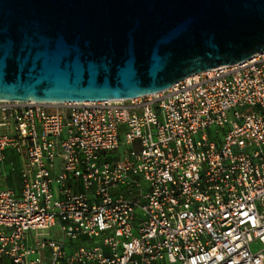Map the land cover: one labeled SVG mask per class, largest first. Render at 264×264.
<instances>
[{
	"label": "built area",
	"instance_id": "2783aa9c",
	"mask_svg": "<svg viewBox=\"0 0 264 264\" xmlns=\"http://www.w3.org/2000/svg\"><path fill=\"white\" fill-rule=\"evenodd\" d=\"M55 106L0 101V264H264V53Z\"/></svg>",
	"mask_w": 264,
	"mask_h": 264
},
{
	"label": "water",
	"instance_id": "95a60500",
	"mask_svg": "<svg viewBox=\"0 0 264 264\" xmlns=\"http://www.w3.org/2000/svg\"><path fill=\"white\" fill-rule=\"evenodd\" d=\"M264 53V0H0V101L161 93Z\"/></svg>",
	"mask_w": 264,
	"mask_h": 264
},
{
	"label": "crops",
	"instance_id": "0c3cea01",
	"mask_svg": "<svg viewBox=\"0 0 264 264\" xmlns=\"http://www.w3.org/2000/svg\"><path fill=\"white\" fill-rule=\"evenodd\" d=\"M6 156H7V160H8L9 157H13L14 158L16 163H10V164H12V166L13 165L16 166V164H17V167H18L17 169L19 170V162H18L16 154L13 151H8L6 153ZM7 160L5 162V165L2 168H0V170L3 171L7 175V179L0 182V190L7 187V188H10V189H13V190L19 192L21 190V182H20V178H19L18 172H17V178L19 179V181H18V183H19L18 186L19 187L14 186V183L11 185V181H10L11 170L14 169V168L13 167L9 168V166L7 164Z\"/></svg>",
	"mask_w": 264,
	"mask_h": 264
},
{
	"label": "rangeland",
	"instance_id": "374dc122",
	"mask_svg": "<svg viewBox=\"0 0 264 264\" xmlns=\"http://www.w3.org/2000/svg\"><path fill=\"white\" fill-rule=\"evenodd\" d=\"M62 109V108H64L63 106H55V107H53V109ZM51 112H57V110H52ZM0 120H1V115H0ZM10 163H16L15 162V160H14V158L13 157H9L8 158V160H7V164H8V166H9V168H14V169H12L11 170V177H10V181H11V185L14 183V186H17V187H19L18 185H19V183H18V181H19V179L17 178V172H18V167H17V164H16V166H12V164H10ZM11 165V166H10ZM16 167V168H15ZM10 184V183H9ZM60 233H58L57 235H56V238L57 239H59V237H60Z\"/></svg>",
	"mask_w": 264,
	"mask_h": 264
},
{
	"label": "bare ground",
	"instance_id": "6f19581e",
	"mask_svg": "<svg viewBox=\"0 0 264 264\" xmlns=\"http://www.w3.org/2000/svg\"><path fill=\"white\" fill-rule=\"evenodd\" d=\"M110 102H112V103H114V102H115V103H118L119 101H110Z\"/></svg>",
	"mask_w": 264,
	"mask_h": 264
}]
</instances>
